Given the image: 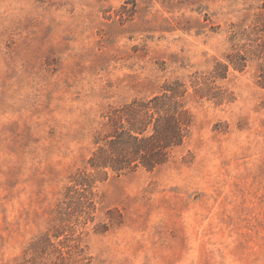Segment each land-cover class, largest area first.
<instances>
[{"label":"rangeland","instance_id":"374dc122","mask_svg":"<svg viewBox=\"0 0 264 264\" xmlns=\"http://www.w3.org/2000/svg\"><path fill=\"white\" fill-rule=\"evenodd\" d=\"M170 89L182 143L88 206L107 113ZM0 264H264V0H0Z\"/></svg>","mask_w":264,"mask_h":264},{"label":"trees","instance_id":"16d2710c","mask_svg":"<svg viewBox=\"0 0 264 264\" xmlns=\"http://www.w3.org/2000/svg\"><path fill=\"white\" fill-rule=\"evenodd\" d=\"M176 89L147 100H133L106 115V132L98 133L95 150L86 164L94 170H82L74 178L82 186L78 194L91 206V187L95 179L105 180L108 171L117 174L141 165L147 169L166 163L172 149L182 143L189 118L177 99Z\"/></svg>","mask_w":264,"mask_h":264}]
</instances>
